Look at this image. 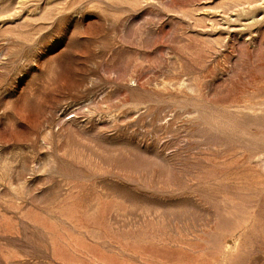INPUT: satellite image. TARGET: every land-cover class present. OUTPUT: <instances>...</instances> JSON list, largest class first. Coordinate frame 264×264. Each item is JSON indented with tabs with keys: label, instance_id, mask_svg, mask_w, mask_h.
<instances>
[{
	"label": "rangeland",
	"instance_id": "rangeland-1",
	"mask_svg": "<svg viewBox=\"0 0 264 264\" xmlns=\"http://www.w3.org/2000/svg\"><path fill=\"white\" fill-rule=\"evenodd\" d=\"M0 264H264V0H0Z\"/></svg>",
	"mask_w": 264,
	"mask_h": 264
}]
</instances>
